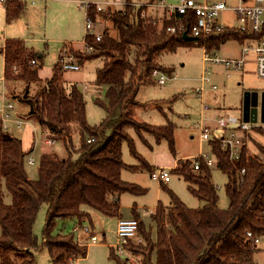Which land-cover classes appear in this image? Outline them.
I'll use <instances>...</instances> for the list:
<instances>
[{
    "label": "trees",
    "instance_id": "trees-1",
    "mask_svg": "<svg viewBox=\"0 0 264 264\" xmlns=\"http://www.w3.org/2000/svg\"><path fill=\"white\" fill-rule=\"evenodd\" d=\"M23 10L24 5L11 2L6 9L7 21ZM141 13V9L130 5L124 12L98 13L95 7L90 8L94 19L111 22L117 31L114 37L105 30L100 42L89 38L87 43L93 48L90 54L75 53L81 64L94 60L102 63L94 84L107 90L105 99L97 98L95 102L104 109L105 116L95 126L88 122L83 91L77 85L66 86L58 64L52 77L42 81L39 76L42 65H31L33 60L41 58L29 51L22 40L5 41L1 50L4 78L9 83H23L22 96H17V101L28 108L24 117L38 123L48 139L63 142L67 157L60 158L52 152L42 154L39 176L31 180L25 168L28 153L23 142L5 131L0 119V264H36L39 240L34 225L44 205L48 212L42 247L48 250L52 264H69L73 259L86 258L88 248L76 241L75 234H53L56 222L74 219L81 224L84 221L92 224V216L84 207L121 219V195L144 191L122 179L124 169H135L123 160L125 143L136 154L129 131L151 134L157 141L166 140L175 153L173 124L156 127L135 117L138 92L149 82L152 72H171L159 59L193 42L213 51L229 39L242 43L245 38L227 30L198 43L189 42L182 35L168 34L165 27H158L150 17L142 18ZM33 85L37 90L31 94ZM75 135L80 137L78 146L73 141ZM209 145L218 168L228 178L225 185L228 208L219 207L218 187L203 159L178 160L172 173L184 179L191 194L203 206L189 208L171 193L172 206L158 205L150 215L156 227L155 239L152 227L147 229L133 208L131 216L138 222L142 241L137 245L130 243L126 250L140 254L142 264H260L264 249L256 247L247 234L264 235V161L248 156L243 150L240 159L233 163L221 143L213 141ZM257 147L264 157V145ZM196 162L200 164L199 170L194 169ZM237 169L244 170V175ZM4 181L11 195L8 205L3 202ZM118 264L127 263L118 260Z\"/></svg>",
    "mask_w": 264,
    "mask_h": 264
},
{
    "label": "rangeland",
    "instance_id": "rangeland-1",
    "mask_svg": "<svg viewBox=\"0 0 264 264\" xmlns=\"http://www.w3.org/2000/svg\"><path fill=\"white\" fill-rule=\"evenodd\" d=\"M79 0H48L47 4L42 1L36 5H27L25 12L9 20L6 19V8L0 4V90L4 89L1 78L4 77V60L1 53L6 39H22L31 52L43 55L39 61L42 65L40 77L42 81L52 77L54 68L59 61L62 50L67 47L76 52H85L75 47H81V40L85 36V10L78 4ZM140 2L144 0H131ZM204 1V0H199ZM226 1L228 5H234L239 0H210ZM180 0H164L166 5L178 4ZM226 24H231L229 13L223 15ZM96 31L103 33L108 30L110 35L117 37V31L113 29L111 22L98 20ZM64 40H73L75 44H64ZM243 44L236 39H229L215 50L221 58L239 59L242 55ZM203 48L194 42L188 46L179 48L176 52L163 55L159 62L163 66L171 69L170 73H163L165 83H158L159 77H152L149 82L143 85L137 95L138 106L135 109V117L139 122H145L149 125L160 127L169 123L175 127V153L171 152L170 144L166 140L157 141L155 137L148 133L141 135L134 130L129 134L134 140L136 154H133L128 144L123 145V160L128 166L135 167L134 170L124 169L122 179L125 182L134 184L143 189L140 194L124 193L120 197L122 218L130 219L133 208L143 219L146 228L152 227V236L156 238V227L152 224L150 215L155 211L158 205L164 207L172 206L171 193L176 194L179 199L189 208H198L203 206V202L194 197L189 191L188 184L183 178L172 173L171 182L161 183L154 181L151 177L152 170H157L161 166L172 167L180 159H192L199 156L200 152L212 156L209 143H201L199 139L198 123L200 119V98L198 89L201 86L200 78L203 72ZM102 64L99 60L89 62L87 66L79 72H63V78L66 86L78 85L81 87L85 100L87 102V118L90 125H99L105 116L104 109L96 104V99H105L106 87H102L99 93L94 92L90 87L96 79V71ZM211 85H216L218 89L212 91L210 85L206 86V101L211 105V110L206 112L208 118H216L225 113L232 114L240 118L243 109V97L247 91H255L259 95V119L261 122V101L264 93V80L256 72L254 54L249 53L246 56V64L241 71L228 70L221 65L212 67ZM23 83L7 82L6 89L8 96L15 102V107L19 116L24 120L27 107H19L17 96H22ZM85 86H89L88 89ZM37 86L33 85L30 93L33 94ZM2 98L0 97V105ZM22 106V105H20ZM19 108L21 109L19 111ZM216 127L214 123H208ZM10 134L22 140L25 152H30L26 158L25 168L28 177L36 180L39 176L40 159L43 152L56 153L60 158L67 157V150L63 142H57L55 145L45 143L46 135L42 134V129L34 120H27L21 128L15 124H10ZM75 146L80 143L79 135H75ZM259 142H255L252 148L253 153L257 154V144L264 145V137H258ZM32 159L35 165H29L28 161ZM144 163V166H143ZM146 165H148L146 167ZM212 181L218 187L220 197L219 207L227 209L229 199L226 194L225 185L228 182L227 176L219 169L213 168ZM2 196L4 204L11 203L7 182L2 185ZM84 209L90 212L93 223L84 221L79 223L74 219L58 220L56 222L53 234L70 235L75 234V239L81 245L87 246L88 254L86 258L79 259L77 264H118V260L127 264H142V256L131 254L129 252L119 254L113 248L116 243V227L119 221L118 217H109L88 207ZM48 207L44 205L39 210L34 233L39 240V249L37 251L36 264H52L49 252L42 247L43 230L47 218ZM79 232L75 233L74 229ZM88 231H85V229ZM2 229L0 226V235ZM93 238L96 243H92ZM137 245L138 243H132ZM130 244V245H131ZM112 253L114 255L112 256ZM260 264H264V251L260 253ZM118 256V257H116Z\"/></svg>",
    "mask_w": 264,
    "mask_h": 264
},
{
    "label": "built area",
    "instance_id": "built-area-1",
    "mask_svg": "<svg viewBox=\"0 0 264 264\" xmlns=\"http://www.w3.org/2000/svg\"><path fill=\"white\" fill-rule=\"evenodd\" d=\"M38 0H0V4L7 9L11 2H19L23 5L35 4ZM79 5L85 10V36L82 41L84 45V54H90L93 51L92 46H89L87 40L93 38L96 42L102 40V33L97 30V20L90 14V8L95 7L98 13H104L107 10L120 11L126 10L127 6H134L141 9V17H150L154 24L160 28H164L170 35H184L198 40L210 39L224 31L234 30L239 34L244 35L242 42V55L239 59L221 58L216 51H209L206 46H203V72L201 74V86L198 89L200 98V119L198 128L200 131L199 139L201 143H210L217 141L221 143L222 148L229 151L231 162H237L243 150H246L248 156H257L261 162L264 161L263 155L258 150L255 154L252 151L255 142H259L258 137L261 133L264 134V123L257 115L255 123H246L243 116L238 118L232 114L225 113L216 118H208L205 114L210 111L211 105L206 101V86L210 85L212 91H216L218 87L211 85L212 67L221 65L228 70H243L246 64V56L249 53L254 54L257 75L264 80V0H239L237 4L228 5L226 1H210V0H180L178 4L166 5L164 0H144L140 2H128V0H104L101 2H93L90 0H79ZM229 13L232 23L226 24L223 20V15ZM83 53V52H82ZM31 65L36 67L37 61L33 60ZM58 65L63 72H79L82 69V64L79 62L75 53L65 47L60 55ZM160 70H154L152 77H159L158 83L163 85L165 79ZM4 84V89L0 90L2 104L0 105V119L3 122V128L6 132L9 131L8 124L14 123L18 128H21L27 120L17 117V109L15 103L8 98L6 89L7 82L5 78H1ZM259 110V106H258ZM259 112V111H258ZM261 118V115H260ZM208 123L216 124V127L210 126ZM9 133V132H8ZM88 143L91 141L88 140ZM45 143L54 145L56 142L52 139L45 138ZM261 143V142H259ZM258 149V147H257ZM212 170L218 168L216 160L213 156L200 152L199 156ZM29 165L34 166L35 162L30 159ZM199 162L195 163L194 169L199 170ZM171 167L161 166L154 170L151 177L154 181L168 183L171 180ZM244 175L245 171L237 169ZM85 231H88L86 228ZM75 233L79 232L78 228L74 229ZM248 238L256 247L264 244V235L255 237L252 233L247 234ZM142 240L138 236V222L130 218H121L116 227V243L113 248L119 254L127 253L126 246L132 243H139ZM92 243H96L93 238ZM78 260H71L69 264H77Z\"/></svg>",
    "mask_w": 264,
    "mask_h": 264
},
{
    "label": "water",
    "instance_id": "water-1",
    "mask_svg": "<svg viewBox=\"0 0 264 264\" xmlns=\"http://www.w3.org/2000/svg\"><path fill=\"white\" fill-rule=\"evenodd\" d=\"M183 39L189 42L195 41L194 38L188 36L187 34L183 35ZM258 99H259V95L255 91L253 92L247 91L244 93L243 109H242V116L244 122L255 123L257 121L258 102H259ZM261 121L264 123V93L262 94V101H261Z\"/></svg>",
    "mask_w": 264,
    "mask_h": 264
},
{
    "label": "crops",
    "instance_id": "crops-1",
    "mask_svg": "<svg viewBox=\"0 0 264 264\" xmlns=\"http://www.w3.org/2000/svg\"><path fill=\"white\" fill-rule=\"evenodd\" d=\"M43 2V3H45V4H47V1L48 0H38L37 2ZM73 1H76V0H73ZM90 1H93V2H101V1H104V0H90ZM36 2V3H37ZM17 3H19V2H17ZM36 3L35 4H30V5H36ZM21 4V3H20ZM78 4H79V2H78ZM237 4V3H236ZM23 5V4H22ZM27 5H29V4H27ZM27 5H24V10L18 15V16H20L23 12H25V10H26V8H27ZM17 16V17H18ZM98 20L99 19H97V24H99V22H98ZM98 27V26H97ZM7 40V39H6ZM5 40V41H6ZM19 40H22V39H19ZM5 41H4V43H5ZM23 42H24V45H25V47L30 51V49L26 46V42L24 41V40H22ZM82 41L83 40H81V47H78L75 43H74V41L73 40H64L63 42H65L64 44H68V43H73V44H75V47L77 48V49H80V50H84V45L82 44ZM3 49V48H2ZM40 58H41V60L43 59V55L42 54H39L38 55ZM4 60V59H3ZM40 60V61H41ZM100 61V60H99ZM4 62V61H3ZM89 62H92V61H86V62H84V63H82V68L84 69L86 66H87V64L89 63ZM101 62V61H100ZM37 64H38V66L40 65V63H39V61H37ZM58 64V63H57ZM56 64V65H57ZM102 64V63H101ZM98 68H100V67H98ZM97 68V69H98ZM41 69H42V67H41ZM40 69V70H41ZM54 72V71H53ZM39 73H40V71H39ZM53 75V74H52ZM39 76H40V74H39ZM41 78V80H42V77H40ZM49 79V78H48ZM47 80V79H46ZM78 86V85H77ZM88 87L89 86H85V88H87L88 89ZM90 87L94 90V92H97V93H99L100 92V90L102 89V87H99V86H96L95 84H93V85H90ZM79 88H81L80 86H79ZM82 90V89H81ZM8 98L10 99V100H12L13 102H14V100L11 98V97H9L8 96ZM15 103V102H14ZM19 107H21L22 108V110H23V107L24 106H20L19 105ZM21 109L19 108V111H20ZM24 111V110H23ZM16 116L17 117H20V118H22L21 116H19V114H18V112H17V114H16ZM10 124H12V123H9L8 124V127H9V134H10V127H11V125ZM14 124V123H13ZM42 134H44V135H46L45 134V132L43 131V129H42ZM11 135V134H10ZM21 140V139H20ZM22 141V140H21ZM55 145V144H54ZM34 150V147L32 148V150H30V152L31 151H33ZM49 151V150H48ZM48 151H46V152H43V154L44 153H49ZM30 152H28V154L30 153ZM27 154V155H28ZM186 159V158H185ZM176 165H177V161L175 162V164H174V166H172V168H175L176 167ZM169 182H171V180L169 181ZM123 216V215H122ZM259 248H261V249H264V244L262 245V246H260Z\"/></svg>",
    "mask_w": 264,
    "mask_h": 264
}]
</instances>
